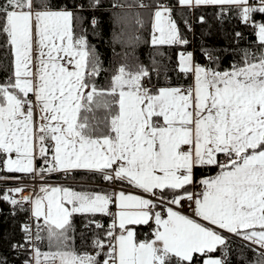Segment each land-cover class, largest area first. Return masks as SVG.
Returning a JSON list of instances; mask_svg holds the SVG:
<instances>
[{
	"label": "snow or ice",
	"instance_id": "snow-or-ice-1",
	"mask_svg": "<svg viewBox=\"0 0 264 264\" xmlns=\"http://www.w3.org/2000/svg\"><path fill=\"white\" fill-rule=\"evenodd\" d=\"M99 5L0 0V202L28 214L10 248L23 264H230L237 238L264 264V0H141L150 64L139 36L114 34L132 51L113 47L107 67L90 41ZM209 8L256 37L228 68L223 50L201 45V63L188 48L190 17ZM80 172L100 183H45ZM76 231L87 250L69 244ZM45 238L64 250L42 251Z\"/></svg>",
	"mask_w": 264,
	"mask_h": 264
},
{
	"label": "trees",
	"instance_id": "trees-1",
	"mask_svg": "<svg viewBox=\"0 0 264 264\" xmlns=\"http://www.w3.org/2000/svg\"><path fill=\"white\" fill-rule=\"evenodd\" d=\"M140 2L141 0H100L98 9L89 12V15H94L97 21L95 32L93 33L90 30V41L98 49L106 67L110 63L120 62L113 52V47H115L116 52L132 51L131 48H123L120 44L113 45L114 34L121 35L124 40L139 36L140 43L135 47V53L145 64H150L151 56L155 51L149 43H146L151 37V16L149 11L136 7ZM143 2L150 3L151 0H143ZM113 5H124V7H113ZM129 5L132 7H129ZM201 15L206 17L207 24L202 25L197 22L198 17ZM137 16L143 21L142 25L136 23ZM190 22L193 31L188 32L185 30L184 34L190 41L189 50L196 52V59L201 63H204V58L199 51L201 45L223 50L220 65L222 68H228L233 62L238 61L243 49H256L257 42L252 28L242 24L234 13L223 22H220L214 18L213 9L209 8L197 11L195 15L190 17ZM181 27L183 28L182 24ZM236 32L242 34V39H234ZM169 55H172L174 59L172 51H169ZM170 75L175 79L174 72ZM74 180L92 182L93 178L87 173H77ZM11 212L10 205L0 202V254L8 258L9 264H23L24 255L10 248V244L21 240L20 228L27 219L28 214L17 212L13 216ZM75 219L77 225H79L82 218L76 217ZM42 235L46 237V233H42ZM70 235L73 236V239L69 241L71 247L77 252L87 250V244L81 238L80 231L70 233ZM242 243L240 240L232 238L228 257L230 264H247V261L253 259V253L248 248L242 247ZM39 247L44 252L64 250L55 241L50 247L46 238L39 243ZM217 254L219 255V253Z\"/></svg>",
	"mask_w": 264,
	"mask_h": 264
},
{
	"label": "crops",
	"instance_id": "crops-1",
	"mask_svg": "<svg viewBox=\"0 0 264 264\" xmlns=\"http://www.w3.org/2000/svg\"><path fill=\"white\" fill-rule=\"evenodd\" d=\"M80 173H83V172H80ZM47 181L55 183L53 185H65V186L72 185V186H77V188H79L81 185L87 186V187H93L94 185L100 183V181L98 179L93 180L92 182H84V181H81V180L75 181V180H71V179H69L67 177H64L63 175H53ZM56 264H59V260L56 261Z\"/></svg>",
	"mask_w": 264,
	"mask_h": 264
},
{
	"label": "built area",
	"instance_id": "built-area-1",
	"mask_svg": "<svg viewBox=\"0 0 264 264\" xmlns=\"http://www.w3.org/2000/svg\"><path fill=\"white\" fill-rule=\"evenodd\" d=\"M19 183L26 186V191L24 192V195H29V194L35 193L37 188H38V185H40L39 182H34V181H31L27 178L21 180ZM45 183L46 184H55V183L50 182V181H45ZM8 186L14 187V186H16V183L15 182H8ZM0 187H3V185H0ZM55 264H56V262H55Z\"/></svg>",
	"mask_w": 264,
	"mask_h": 264
},
{
	"label": "rangeland",
	"instance_id": "rangeland-1",
	"mask_svg": "<svg viewBox=\"0 0 264 264\" xmlns=\"http://www.w3.org/2000/svg\"><path fill=\"white\" fill-rule=\"evenodd\" d=\"M39 187H40V185H38V188H37L35 193H39ZM74 187H77V186H74Z\"/></svg>",
	"mask_w": 264,
	"mask_h": 264
}]
</instances>
